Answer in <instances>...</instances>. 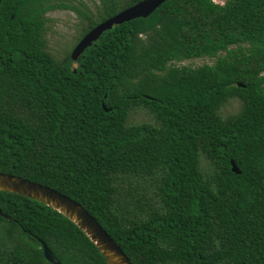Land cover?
<instances>
[{
	"label": "trees",
	"instance_id": "trees-1",
	"mask_svg": "<svg viewBox=\"0 0 264 264\" xmlns=\"http://www.w3.org/2000/svg\"><path fill=\"white\" fill-rule=\"evenodd\" d=\"M141 1L1 0L0 173L82 205L131 264H264V0H166L71 60ZM57 10L78 19L70 45ZM0 209V264H50L41 242L106 264L49 207L0 192Z\"/></svg>",
	"mask_w": 264,
	"mask_h": 264
},
{
	"label": "water",
	"instance_id": "water-1",
	"mask_svg": "<svg viewBox=\"0 0 264 264\" xmlns=\"http://www.w3.org/2000/svg\"><path fill=\"white\" fill-rule=\"evenodd\" d=\"M165 1L166 0H143L101 22L77 43L70 54L71 60L76 62L83 52L91 47L104 32L111 30L114 26H119L132 20L148 18ZM232 171L236 174H240V171L234 163H232ZM0 192L26 197L49 207L68 219L81 230L96 247L106 264H131L118 244L107 234L95 218L91 216L82 205L69 197L52 188L21 177L3 173H0ZM0 216L5 217L1 209ZM41 245L44 258L47 262L50 264H61L45 243L41 242Z\"/></svg>",
	"mask_w": 264,
	"mask_h": 264
},
{
	"label": "rangeland",
	"instance_id": "rangeland-1",
	"mask_svg": "<svg viewBox=\"0 0 264 264\" xmlns=\"http://www.w3.org/2000/svg\"><path fill=\"white\" fill-rule=\"evenodd\" d=\"M84 5L92 6V3H97V0H77ZM215 3L223 4L226 0H213ZM48 18L52 21V30L54 31V37L59 43L63 45H70L74 41L78 34V29L75 28V24L78 21L76 15L70 11L57 10L48 14ZM213 60L208 58L194 59L191 61L183 62L179 65H190L192 67L202 66L204 64L211 65ZM238 103L232 102L229 106V110L236 109Z\"/></svg>",
	"mask_w": 264,
	"mask_h": 264
}]
</instances>
